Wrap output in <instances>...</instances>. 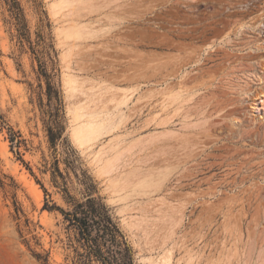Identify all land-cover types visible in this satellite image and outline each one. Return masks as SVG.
<instances>
[{"label":"rangeland","instance_id":"1","mask_svg":"<svg viewBox=\"0 0 264 264\" xmlns=\"http://www.w3.org/2000/svg\"><path fill=\"white\" fill-rule=\"evenodd\" d=\"M18 1L28 39H19L0 0V264H43L34 253L72 264L74 254V230L59 211L42 209L41 184L48 199L69 205L51 180L36 55L60 92L62 137L74 158L67 166L57 143L66 186L81 200L84 175L93 178L136 262L168 250V264H264V0ZM38 33L52 43L51 56L41 53ZM69 75L126 95L97 111L102 133L81 147L71 128L90 112L71 104ZM124 146L117 170L144 174L141 185L97 171ZM124 221L139 229L130 233Z\"/></svg>","mask_w":264,"mask_h":264},{"label":"trees","instance_id":"2","mask_svg":"<svg viewBox=\"0 0 264 264\" xmlns=\"http://www.w3.org/2000/svg\"><path fill=\"white\" fill-rule=\"evenodd\" d=\"M5 2L8 5L10 16L14 20L19 39H28L27 24L19 1L5 0ZM37 35L39 37L37 44L45 50L42 51L41 49V53L51 56L49 49L54 50L52 43L46 40L44 34L38 33ZM31 51L35 53L33 45L31 46ZM36 58L39 62L40 72L46 80L47 106L50 117L47 120L46 131L50 147L54 153L50 166L51 180L60 189L63 198L69 205V208L65 209L48 199L49 193L41 184L45 195L42 209L59 211L64 221L67 222V228L74 230L75 245H73L72 264H139L134 260L132 247L112 216L109 206L97 194L93 178L86 174L82 179V184L85 187L83 199H76L69 192L65 176L58 166L59 159L56 155V145L60 143L63 146L65 155L64 163L69 166L74 160L72 147L62 137L64 128L60 119V92L52 80V73L46 70L45 61L38 55H36ZM0 120L5 123L1 115ZM7 131L11 146L13 147L14 144L18 145L21 142L19 139L20 134L9 125H7ZM20 160L31 171L28 164L23 159L20 158ZM17 210L18 207H16ZM34 256L38 260L41 259L43 264H48L47 255L42 256L39 253H34Z\"/></svg>","mask_w":264,"mask_h":264},{"label":"bare ground","instance_id":"3","mask_svg":"<svg viewBox=\"0 0 264 264\" xmlns=\"http://www.w3.org/2000/svg\"><path fill=\"white\" fill-rule=\"evenodd\" d=\"M65 1V0H64ZM86 2L88 0H69V2H74V3H79V2ZM90 1V0H89ZM56 1H54L55 3ZM63 2V1H61ZM60 2V3H61ZM53 4V6L51 7V13L54 16H57L59 14H61L62 12V8H61V4ZM64 3V2H63ZM64 4H67V2L65 1ZM66 6V5H65ZM72 6V5H71ZM64 9V8H63ZM69 9V8H67ZM67 11V10H66ZM64 84L65 87L69 88L70 93L72 94V105L75 106L76 108L81 107V109H85V110H89L90 114L87 113V115L85 116V113L83 116H80L81 119L83 117V119L86 121L83 124L74 126L71 128V136L73 141L78 145V146H85L89 141L93 140V138L102 133V130L96 126L95 124H98V120L101 119L99 116H96L97 111L99 113H103L104 110L109 109L107 104H112L115 103L116 105L123 102L124 99L126 98V95L123 94H115V93H106L107 91H103L99 88H94V86L92 84H86L84 82H78L76 81V78L72 75L67 78H64ZM94 88V89H93ZM67 89V88H66ZM67 91V92H69ZM110 104V105H111ZM91 105H94V107L90 108ZM69 107V106H68ZM67 107V108H68ZM72 108V107H70ZM75 108V109H76ZM99 109V110H98ZM70 110V109H69ZM68 110V111H69ZM74 110V109H73ZM98 113V114H99ZM79 114V113H78ZM101 115V114H100ZM103 115V114H102ZM111 115V114H110ZM79 118V117H78ZM107 118V117H106ZM117 119V118H116ZM108 120V119H107ZM81 121V120H80ZM97 121V123H96ZM106 121V119H105ZM115 120H111L109 122H114ZM106 124V123H104ZM99 125V124H98ZM102 128V127H101ZM129 149L128 146H124L122 149H120L118 151V149L112 150L111 151V155H109L108 160H104V165L101 167H95L98 171V173H100L102 175V173L105 174H110L113 175L114 179H119L121 180V182H123L124 185H126L129 182L132 181H137V184L139 183L140 185L142 183H144V174L142 173H138L137 175H133L130 171H128L127 173L129 174V177L126 179H121L119 175H128L126 174V172H124L125 168L123 170H117L118 165L120 164V154L124 153L125 151H127ZM107 161V162H106ZM98 163V162H97ZM94 164V163H93ZM96 165V164H95ZM98 165V164H97ZM96 171V172H97ZM110 177V176H109ZM112 177V178H113ZM111 178V177H110ZM119 184V183H118ZM136 184V183H135ZM114 185V184H113ZM136 186V185H135ZM138 186V185H137ZM144 186V188H147L148 186H145L144 184L142 185ZM116 188V186H113ZM119 188V187H118ZM136 188V187H135ZM134 188V191H135ZM143 188V187H142ZM117 189V188H116ZM132 189V188H130ZM119 190V189H118ZM127 191V189L125 190ZM128 194V193H126ZM120 196V195H118ZM117 199H113L110 198V201L114 202ZM132 218V217H131ZM124 219V218H123ZM128 219V218H127ZM124 224L126 226V228L128 229V231L131 233L132 231V227H136L137 229H139L138 226L136 225H129L126 221H124ZM132 226V227H131ZM144 226V225H143ZM142 226V230L146 233L149 232L148 230V226L145 225V227ZM152 227V226H151ZM135 230V229H133ZM151 232V231H150ZM149 232V233H150ZM144 233V234H145ZM148 235V233H147ZM150 235V234H149ZM171 236V235H170ZM132 237V241L134 244H137L135 242L134 236L131 235ZM168 239V238H167ZM166 240V238H165ZM164 241V240H163ZM168 251V250H167ZM165 251L164 254L155 262H153V260H151L150 258H145L144 256L142 258L138 257V262L140 264H168L169 261V252ZM139 256V255H138Z\"/></svg>","mask_w":264,"mask_h":264},{"label":"water","instance_id":"4","mask_svg":"<svg viewBox=\"0 0 264 264\" xmlns=\"http://www.w3.org/2000/svg\"><path fill=\"white\" fill-rule=\"evenodd\" d=\"M136 260H138V257H137V255H136ZM138 262V261H137ZM139 263V262H138ZM140 264V263H139Z\"/></svg>","mask_w":264,"mask_h":264}]
</instances>
